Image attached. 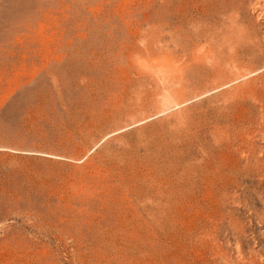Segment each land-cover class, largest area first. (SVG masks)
Returning a JSON list of instances; mask_svg holds the SVG:
<instances>
[{"label": "rangeland", "instance_id": "rangeland-1", "mask_svg": "<svg viewBox=\"0 0 264 264\" xmlns=\"http://www.w3.org/2000/svg\"><path fill=\"white\" fill-rule=\"evenodd\" d=\"M0 264H264V0H0Z\"/></svg>", "mask_w": 264, "mask_h": 264}]
</instances>
